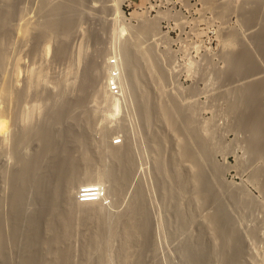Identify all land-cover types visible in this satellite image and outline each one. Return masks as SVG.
I'll use <instances>...</instances> for the list:
<instances>
[{"label":"bare ground","instance_id":"bare-ground-1","mask_svg":"<svg viewBox=\"0 0 264 264\" xmlns=\"http://www.w3.org/2000/svg\"><path fill=\"white\" fill-rule=\"evenodd\" d=\"M65 1L67 2V0H65ZM83 1H86V0H75V1L73 0V2L75 4L79 3V5L82 4ZM247 1H250V0L242 1L243 2L242 4H244L245 2L247 3ZM28 2H29V0H28ZM207 2L211 7L213 6L212 8H215V9L217 8V12L219 11L222 14H224V12H226V11L228 12V10L230 11V10L234 9L237 11V9H239V12L241 11L240 16H242V19H241L242 24H247V23L251 24L252 20L256 18L255 16L261 14V13H257L256 9L258 7L255 8L256 6L251 8V9H248L247 6H245V5H239V6L235 5L234 4L235 2H233L232 0L231 1L229 0L227 2H224V0L223 1L208 0ZM19 3H22V0H0V29L3 27L5 29H7L6 27H8V25L6 26V24L10 20H12L13 18L19 17V13H20L19 7H18ZM39 3H40V0H39ZM44 3H45V1H44ZM84 3H86V2H84ZM69 4H71V3H69ZM45 5H46V3H45ZM263 5H264V1H263ZM65 6L66 5H64V8H63V5L59 4V5L51 8V9H49V12L47 13L48 16H50V15L52 16L53 15L52 13H55L56 15L58 12L63 13L64 10H67L65 8ZM70 6L72 7L74 5H70ZM104 6H105V4H104ZM66 7H68V6H66ZM236 7H239V8L236 9ZM39 8H41V6ZM39 8H38V10H39ZM80 8H81V6H80ZM111 8H109V9H111ZM260 8L261 7H259L258 10H260ZM102 10H103V8H102ZM43 12H47V11H43ZM66 12H69V11L67 10ZM60 13H58V14H60ZM262 13H263V11H262ZM43 15H44V13H43ZM64 15H66V14H64ZM27 16H29V15H27ZM68 16H70V15H68ZM262 16H263V18L261 19V21L263 20V22H261L260 30L254 32L252 34L250 33L249 35H247L248 33L246 34L248 37V40L251 42L250 43L251 47L247 44V41L243 40V37H241L242 36V35H240L241 31L239 32L238 30H236L235 32H232L228 35V38H227L228 41H227V43L224 42L225 43L224 45L227 44L226 46H228L229 48H231V47L234 48L235 53L232 56H228V55L226 56L225 55L226 56L225 61L229 60L232 63V66L230 65L231 66L230 69L228 71L224 72V74H223V76L225 75V79L222 78V79L226 80L228 82V84L227 85L225 84L227 87H225V86L222 87V90L218 88L219 90H221L220 92H218L219 90L216 91V93L217 92L220 93V94H218V96L216 95L217 97H220V99H221V96L225 99L226 98L228 99V96L232 95V99L230 98L231 100H229L227 103V110L225 112V113H228L230 116V117L229 116L228 117L231 118L230 127L232 129L236 130V132L238 131L239 133H242L244 135V141L243 142L245 143L246 151H247L248 155L250 156V159L256 158V159H260V160L262 158H264V15H262ZM21 17H22V15H21ZM25 17L23 16V18H25ZM60 17H61V15H60ZM50 18L48 17V20L43 21L42 23L39 22L36 24L33 21H32L33 24H31L32 22L30 21L31 22L30 25L32 28L30 26L26 27L27 25L24 26L22 23L21 27L23 25V27H26L27 30L25 28L20 29L19 28L20 26H17L16 24L15 25L17 27L14 29L22 31V34H24L26 36V33L28 35H29V33H32L29 31L30 28H31V31L34 28L37 32L35 30H33L36 32V36L33 35V37H35L33 39H35L34 42L36 41L37 44L39 43V41H41L42 39H44L47 36H51V37L58 39L59 44H57V46H55L54 51H53V48H51L52 45L50 46V41L46 42L43 45L44 47L42 46L43 47L42 50H43V54H45V53L47 54L52 49V51L54 53L53 54L54 57L56 58V60L60 61V60L65 59V55L67 54L66 52L68 50L66 48H68V47H66V42H67V39L69 38V36L71 35L74 27L76 26V20L73 18L72 21L68 20V22H66L65 21V20H67L66 19L67 17H66L64 19L58 18L60 21L57 20L58 21L57 22V21H55L56 19L52 20ZM69 18L71 19V17H69ZM61 19L64 22H62ZM257 19H258V16H257ZM13 20H15V19H13ZM18 24H19V22H18ZM10 25H12V24H10ZM10 25H9V27H10ZM154 25L153 24L150 25V23L148 25H146V24L140 25V27L138 29H136L137 31H136L135 36L138 35V37H140V36L145 37L147 35L149 36L150 34L152 35L153 30H154ZM11 27H13V26H11ZM121 27L118 30L117 26H116L114 28L113 33H115L117 35L121 34L125 30L124 26L122 28ZM240 28H241V26H240ZM8 30H10V32H11V28H9ZM116 30H117V33H116ZM110 31L112 32V30H110ZM118 31H119V34H118ZM2 33H4V32H2ZM13 34H14V32H13ZM13 34H11V35H13ZM11 35H9V32L4 33L3 35L0 34V100H3V99L5 100V99H8L9 97L10 98L13 97L12 99H14L15 100L14 102H16L17 103L16 105H18L19 101L20 102L23 101V97L24 98L26 97V96L22 97V95H26V94H24L25 90L23 91V89H22L23 93L21 91V94H22L21 95L19 93L20 88L19 89L16 88V87H18L19 84L18 85L15 84L14 90H12V91L7 86V84H6V71H5L6 70L5 68H7V67H5L7 57H6V53H5L6 51L3 50V47H2V46H5L4 45L5 43L3 44V41L5 39L7 41V38L10 37ZM135 36H134V38H135ZM4 37H6V38L4 39ZM11 37H13V36H11ZM20 38H21V36H20ZM93 38H94L95 43L98 44V40H99L98 35H94ZM33 39L31 38V40H33ZM118 39H120V36ZM244 39H246V36ZM25 40H27V38ZM31 40H29V41H31ZM99 42H100V40H99ZM114 42L116 43L117 41H114ZM123 42L124 43H122V45H120L119 54L118 55L116 54V56H115L116 59H119V60H116L119 62V64L116 62L115 66H116V69L119 71L117 81H118L120 92H121V94L122 93L124 94L125 93L124 90L126 91V89H127V88L124 89L126 87V85H124V84L129 83L130 85L129 86L127 85V87L131 86L132 90L130 91V94L133 93V95H131V97L134 96L135 100L133 98L132 99H133V101L136 102L135 104H137V106H134V107L138 109L137 112L140 114L139 117L142 118V119L139 118L138 121L141 119V121L143 120V122H144L143 124L148 126L149 124L152 125L151 123H153V119L155 120L154 117H156V118L159 117L164 123V124H162V123L161 124L164 125V127H166V130H167V132H166L167 134L164 133V135H162V136L154 134L155 136L151 137L150 145L148 144L149 148L151 149L150 152L153 151L156 154V155H154L155 159L153 161V163H154L153 169L155 170L156 175H157L156 177H157L158 186H159L158 189H160V192H162L164 199H169L170 201L174 200L173 201L174 207H175L174 216L176 214L175 217H177L176 220L180 221L179 222V223H181L180 226H184L188 221L185 218L186 214L184 216V214L181 210V208H182L181 203L182 202L179 199L182 197L180 195H182L183 192L188 191L187 189L192 191L191 192L192 199H190V201H192V203L194 202L196 207L203 208V209L209 208V207L213 208V212L211 214L205 216V219L202 222L201 228H202V230L204 229V232H201V233L202 234L204 233V235H201V236L199 235L198 239L196 237L197 240L195 239L196 240L195 243H192L190 245V241H189V245L184 246V248L182 247L183 253L181 252V254L185 258L186 263L187 264H207V263L209 264L208 261L211 260L209 257L213 253V255L215 256V259L218 260V262H217L218 264H253L254 260L249 255L250 252L249 253L247 252L248 248L246 249V247H248V246L245 245L244 236L238 230L232 216L228 212V209L225 207V204L222 201L221 196H220L221 195L220 189H222V187H223V185L221 183V172H222V170H220L219 169L220 167L218 168V166L212 162V153L215 151V146H213V144H211V142H212L211 141L212 140L211 132L212 131L210 132L207 129V127L205 128L206 125L201 126V125H197L195 123V121H194L195 118L193 116L194 115L193 114L194 109L192 108V106H187V107L185 105L183 106L177 100V97L176 98L174 97V95L173 96L169 95L167 98V96L164 94L163 89L161 88V85H163L162 81L165 80V78H166V73H165V71H163V68L161 69V66L157 62L155 55H153L155 53H153V51H150V49L149 50L147 49V51L145 49L144 50L145 52H141V53H140L141 50H139L140 54L143 53V55L141 57L139 55V57H140L139 58V57H137L138 55H136L138 53L134 52L135 50H137L139 48L137 47V49H135L134 51H133L134 47L131 48L132 47L131 43H133V45H135L134 42L133 41L131 43H127L128 41L127 42L123 41ZM136 44H137V42H136ZM224 47H222V48H224ZM33 48H35V47H33ZM229 48H228V50H229ZM234 49H233V51H234ZM96 50H98V49H96ZM151 50H153V49L151 48ZM30 51H32V49ZM36 51H38V50H36ZM80 51H79V53H80ZM40 53H42V52H40ZM98 53L96 55L97 56L96 58L100 59L101 57H100V54H98ZM83 55H85V54H83ZM79 58H80V56H78L77 60H79ZM16 61H15L16 64H15V67L13 70V75H12V77L14 76V78H11V80L15 79V78L18 79V75L20 73L19 66H21V65L18 66V63L20 62V60L18 62H16ZM13 63H14V61H13ZM103 63H104V61H103ZM142 63L145 65V68H144L145 70L144 69L143 70L145 71V75L147 73V75L149 77L148 79L151 81V83H149V81H148V83L152 84L151 85L152 88H149V87L145 88V86H144L145 89L143 87H141L140 88L141 90L139 91L138 90L139 86L143 85V83L140 84V77H141L140 75H144V74L139 75L137 72L140 70L141 67L139 68V66H142ZM105 64L103 65V64L98 63L96 61L95 57H93L91 59L89 58V60L85 62L84 66H83L84 69L82 70L81 77L79 78V82H78L76 90H75L76 95L74 97L67 98V97H69L68 94H67V96L65 94H63L64 96H62V95H61V97L59 96L58 100H56L54 98L55 96H51V95H48L47 97H45V99L43 98V100H44V101L42 100L43 103L44 102H50V104L47 103V105H49L48 107H46L47 105L45 106L46 107L45 108L46 114L44 116L45 119L43 118L44 119L43 122L37 123V125H35V123H34V126H29V125H31V124H28L29 120H30L29 115L26 114V116H24V115L18 116L16 114L17 117H16V115H14L15 118H17V120L15 121L16 124H17V121L19 120V117L21 116L22 120H20V122H21L20 124H22V122H23L24 124L26 123L25 124L26 126L27 125L28 126L26 128H23L21 130V132H19V133L17 131V134L16 133H15L16 135L14 134L15 138L12 137L13 138L12 148L13 149H12L10 156H11V158L14 159V162H15L14 167L12 169L8 170V172L3 170V171H5L3 173L1 172V169H0V172L2 173V176H0V178L2 180H4L6 177L5 182L7 181V183H8V186L6 188H8L7 190H9V194H8L9 196L7 195L8 201H6V202H8L7 204L9 205L7 216L5 217L2 214L3 212L0 211V264H62V263H64V261H68L69 256H70V252L72 250L70 251L71 247L69 248L68 246H70V245L67 246L66 243L69 240L71 232L73 231L72 227H74V225L72 223V220H73L72 217L75 214H77L78 217L80 218L77 220L78 221L80 220V225L81 224H82V226L84 225L83 226L84 228H86L85 226H88V224H90V223H88V222H91L89 220H92V221L94 220V225L96 224V226H97V231H95V230L94 231L96 232V234L98 232L97 236H99V232H100V231H98L99 227H101V225H103V224H101V223H103L102 222L103 218H101L100 214L102 212H104L107 207H110L111 205H113L117 201V199H119L120 195H123V193L121 194V192L123 191L125 184H127L126 183L128 181L127 175L130 174L129 173L130 171L132 172V170L134 169V163H135L133 161L132 152H131L132 149L130 147V143L128 145V143H126L124 140L122 142H125V143H123L121 145H118L119 143L117 145H114L113 142L110 141V143H108L107 140H105V142L107 144L104 142L105 145L103 146V148L106 149V150L105 149L104 150L108 154L107 153H104V154H107L108 158L110 157L109 160H110L111 165L109 164V166H111V167L110 168L108 167L109 169H107V171L106 170L104 172L100 171L102 173H100V174L98 173L95 175L90 173L89 171H91V170L88 171V168H87V166L89 167L93 164L92 163L93 159L91 158L92 161L89 159L86 160V158L82 160L83 156L82 157L81 156L76 157L74 154L76 147L79 146L80 148L83 147L86 149L87 148L86 144L87 145H88V143L90 144V142L88 141V138H87L88 135H86L85 131L84 130L80 131L79 129H76L78 127H75L76 126L75 124L76 123L78 124L79 120L75 116V114L73 113V111L75 112L76 109L83 107V104H84L85 100L87 99V97H88L87 94L89 92L93 91L92 93L93 94L95 93L94 95L96 97L101 96V97H98V99L101 98V100H103V102H105V105L107 104V106H109L108 112L110 114V117H114V116L118 115L121 111V102H120L121 99H120V97H118V95L117 96H111L106 89V85H107L106 82L107 81L105 82V80L106 79L107 80H113V77L111 78V73L107 74V76H105V77L103 76V75H105L102 72L104 67H105ZM108 66H109V64H108ZM110 67H112V66H110ZM138 68H139V70H137ZM37 69L32 68V71H36V73L35 72L33 73L30 70L31 73H30V76L28 75V84H27V81H25L26 84H24V85L26 88L28 85L29 90H31V89L37 90V87L40 88V82L39 81H41V79H42V81H44L43 76H41V74L43 75L44 72H42L41 69H38L39 71L37 72ZM142 73H143V71H142ZM17 79L15 80L16 82L14 80L13 81L15 83L19 82V81H17ZM76 79H78V78H76ZM26 80H27V77H26ZM226 81H225V83H226ZM72 84H74V83H72ZM228 86H229V88H228ZM30 87H31V89H30ZM33 87H35V88H33ZM49 88H51V87H49ZM220 88H221V86H220ZM223 88L224 89L227 88V89L223 91ZM15 90H16V92H15ZM29 90H27L26 92H28ZM211 94H213V93H211ZM58 95H59V93H58ZM71 96H73V95H71ZM90 98H91V96H90ZM14 102L12 103L13 105H15ZM20 105H21V103H20ZM16 107L18 108V106H16ZM39 107H41V106H39ZM83 109H84V107H83ZM1 112H0V114H1ZM137 116H138V114H137ZM15 118H14V120H15ZM41 119H42V117H41ZM15 122H13V124H15ZM86 123L84 125L87 126ZM139 123L141 124L142 122H138V124ZM143 124H141V125H143ZM17 125H19V124H17ZM202 125H204V124H202ZM4 127H6V126H4ZM9 127H11V126H9ZM21 127H23V126H21ZM149 127H151V126H149ZM6 129H8V128H6ZM149 130H148V132H149ZM122 132L123 131H121V133ZM125 133H126V131H125ZM121 137H122V135H121ZM123 137L125 138V136H123ZM124 138H122V139H124ZM104 139H106V138H104ZM172 139L174 142L172 141ZM31 142H32V144L34 142L35 147H33L34 148L33 153L28 155L26 153V149L30 146L29 144H31ZM170 142L174 143V145L176 146V149L175 150L171 149V150H174L173 154L169 156L170 161L168 160L169 166H171V168H170L171 171L167 172V168L169 166H168V163H167V165L165 164V159H164V157H161V155H162L161 152H162V148L164 146L166 147V145L169 146ZM106 145H107V147H105ZM175 146L173 148H175ZM31 148H32V146L30 147V149ZM81 150H82V148H81ZM90 150L92 151V149H90ZM82 151H84V149ZM27 152H29V151H27ZM85 152H86V150H85ZM85 152H84V154H87ZM171 153H172V151H171ZM166 157H168L167 154H166ZM151 159H153V158H151ZM257 161L258 160H256V163H257ZM83 162H85V168H87V169H85L84 167L81 166ZM88 162L91 165L90 164L88 165ZM105 164H107V163H105ZM165 165L168 167L166 168ZM81 168H84L85 170L82 169L83 170L82 171ZM94 172H96V171H94ZM256 172L259 173V171H256ZM258 173H255V174L258 175ZM259 175H260V177L261 176L263 177V182L261 184V186H262L261 188L263 189L262 191L264 192V169L261 170V173ZM130 176H128V177H130ZM256 177L257 176H255V178ZM81 191H88V193L85 194L86 196L96 195V197H93V198L87 197L86 200H89V201L79 202L77 200L76 196ZM191 194H189V195H191ZM183 195H185V194H183ZM132 196H133L131 198L132 201L129 199V201H131V204L128 208V211L126 210L127 212H125V214H124V216H125L124 220L122 219V216H121L122 220L120 219L121 222L118 220V223L120 222V224L117 225L120 227V228L118 227L119 230L117 229L118 232L120 233V235H118V236H120L122 238V239L120 238L122 241V246L120 248V251L118 252V253H120V261H121V262H118L119 264H145V261L143 263V259L145 258V257L143 258V254L149 248V246H151V242L154 240V238L152 240V235H153L152 234V231H153L152 228H155V227L151 226L152 221H151V217H150V214H149L148 208H147L148 204L146 205L144 193L141 190V188L139 187L135 190V192ZM229 197L231 198V200H233V202L237 206L241 205V201L239 200V197H240L239 193H237V192L236 193H230ZM95 198H96V201H91L92 199H95ZM1 200H2V198L0 196V202H1ZM246 204H247V202H246ZM250 205L251 204H249L248 206H250ZM0 206H3L2 203H0ZM241 206L243 207V205H241ZM103 215H105V214H103ZM169 215H170V213H169ZM87 220H88V222H87ZM75 221H74V223H75ZM5 222L6 223L8 222L7 225H10L9 226V229H10L9 236H7L5 234V231H4V227H5L4 223ZM92 224H93V222H92ZM103 226H105V225H103ZM75 227H76V225H75ZM89 227H91V225ZM87 229H88V227H87ZM94 229H95V227H94ZM90 230L91 229L88 230L89 232L86 231V234L88 233L89 235L88 234L85 235L89 238V239H87V240H89L88 243L93 242V240H95L94 242H96L97 237L94 234V231H92V230L90 231ZM109 230H110V228H109ZM103 231H105V230H103ZM205 233L209 234L208 239H210V242L209 241L208 242H209V244L212 245L211 255H210V252L208 250L210 248H208V249L205 248V245H206L204 243L205 240L202 237V236L205 237L207 235V234L205 235ZM257 233H256V231L253 230V231H250L248 234V236L251 237V239H254V240L250 239L254 243H255V240L257 241V239H258V238H256ZM114 235H117L116 232ZM102 236L103 235H101V238H102ZM257 237H259V236H257ZM72 239H73V237H72ZM205 239H207V238H205ZM84 240H86V239H84ZM8 241H10L9 243H11V246L13 245L14 249L16 248V250H15L16 256H17L16 261H13L9 258V251L7 248ZM86 241H85V243H86ZM185 243H186V241H185ZM83 245H85V244H83ZM250 245L251 244H249V246ZM85 248H88V247L85 246ZM84 250H86V249H84ZM95 250H97V249H95ZM177 251H179V250H177ZM261 251H262L261 253H260V251H258L260 253V257H261V263L260 264H264V248L261 249ZM13 252H14V250H13ZM151 252H153V249ZM51 254L53 255V258L51 256V259H50ZM95 254H97V253H95ZM147 254H149V253H147ZM88 255H85V256H88ZM178 255H179V253H178ZM213 255H212V257H213ZM95 257H97V256H95ZM104 258L105 257L102 258V255H99L98 258H94V259L90 260V256H89V258L86 257V260L88 262H89V260H90V262L94 261L93 263H90V264H109L107 261H105L106 259L104 260ZM149 259H150V257H149ZM146 260H147V258H146ZM252 260H253V262H252ZM83 261H84V259H83ZM186 263H184V264H186Z\"/></svg>","mask_w":264,"mask_h":264},{"label":"rangeland","instance_id":"rangeland-1","mask_svg":"<svg viewBox=\"0 0 264 264\" xmlns=\"http://www.w3.org/2000/svg\"><path fill=\"white\" fill-rule=\"evenodd\" d=\"M62 1L63 0H40V3H39V0H29L30 2L29 3L28 0L26 1L22 0V3H19V6H18L19 12L21 13V14L19 13L20 18L19 17L13 18L15 20L12 19L6 24V26L8 25V27H6L7 29H5L4 27L0 29L1 35H3L6 32H9V35H11L14 32V34L11 35L13 37L11 36L8 37L7 41L5 39L6 37H4L5 40L3 41V44L5 43L4 44L5 46H2L3 50L6 51L4 52L6 53V57H7L6 64H5V67H7L5 68L6 69L5 70L6 71V84L9 87V89H11V91L14 90L15 84L17 85L19 84L18 87H16L18 89L20 88L19 93L21 94V91L23 89V91L25 90L24 94H26V95L21 94L22 97L23 96H26V97L25 98L23 97V101L21 102L19 101L18 105H16L17 103L14 102L15 101L14 99H12L13 97L11 98L9 97L8 99H5V100L4 99L0 100L1 102L0 112L2 111L0 114V123H1L0 124V143H1L0 144V169H1V172L2 173L5 171L8 172V170L14 167L15 165L14 159L11 158L10 156L12 149H13L12 140L13 138H15L17 131L19 133L21 132L23 128H26L28 126V125L26 126L25 125L26 123L24 124L23 122L22 124H20L21 123L20 120H22L21 116L19 117V120H18L19 122L17 121V124L19 125H17L15 122L17 118H15L14 115L16 114L18 116L19 115L26 116V114L29 115L30 120L28 124H31L29 126H34V123L35 125H37V123L43 122V120L45 119L44 116L46 114L45 108L49 106L47 105V103L50 104V102L43 103L44 101L43 98L45 99V97H47L48 95H51V96H55L54 98L58 100L59 96L60 97L61 95L64 96L63 94H65L66 96L68 94L69 97L67 98L74 97L76 95L75 90L79 82V78L81 77L82 70L84 69L83 66L85 62L89 60V58L91 59L95 57L96 61L103 65L106 63L105 67L103 66L104 69L102 71L103 74H105L103 75L105 77L107 76V74H110V70H111V67L109 64L110 59L111 58L116 59L115 56L116 54L117 55L119 54L120 45L124 43L123 41L125 42L128 41L127 43H131L133 41L135 44L133 45V43H131L132 44L131 48L134 47L133 51L137 49V47L139 48L137 49L138 51L137 50L134 51L138 53L136 54L138 55L137 57H139V55L141 57L143 53L142 54L140 53L145 52L144 51L145 49L146 51L147 49L148 50L150 49V51H153V53H155L153 55H155L157 62L161 66V69L163 68V71H165L166 73V78L165 80L162 81L163 85H161V88L163 89V92L167 96V98L169 95H172V96L174 95V97L175 98L177 97V100L183 106L184 105L186 107L192 106V108L194 109L193 116L195 118L194 119L195 123L201 126L206 125L205 128L207 127V129L210 132L212 131L211 141L213 143L211 142V144L215 146V151L212 153V162L216 164L218 168L220 167L219 168L220 170H222L221 183L223 187L222 189H220L221 199L224 202L225 207L228 209V212L232 216L238 230L244 236L245 245L248 246L246 247V249L248 248L247 252L248 253L250 252L249 255L254 260V262L252 260L253 264H258V263L260 264L261 263L260 253L263 251V250L261 251V249L264 248V192L262 191L263 189L261 188L263 177L262 176L260 177L259 174L261 173V170L264 169V158H262L261 160L256 159V158L250 159V156L248 155L246 151L245 143L243 142L244 135L242 133H239L238 131L236 132V130L230 127L231 118H229L230 117L229 114L225 112L227 110V103L229 100L232 99V95L231 96L229 95L230 97L228 96V99L227 98L225 99L222 96L220 99V97H217V96L218 94H220L218 92L222 90V87L224 86L227 87L226 85L228 84V82L224 80L225 75L223 76V74L224 72L230 69V67L232 66V63L229 60L225 61L226 56L227 55L232 56L235 53L234 48L232 47L229 48L228 46H226L227 44L224 45L228 41L227 39L228 35L232 32H235L236 30H238L239 32L241 31L240 32L241 33L240 35H242L241 37H243V40H246L247 44L251 47V44H250L251 42L248 40L247 35L260 30L261 22H263V20L261 21V19L263 18L262 15H264L263 14L264 13V10H263L264 0H259V1L250 0V1H247L248 4L246 2L242 4L243 3L242 1L232 0L233 2H235L234 3L235 5H238V6L245 5L247 6L248 9H251L255 6H256L255 8L258 7L256 11L257 13H261L262 15L261 14L256 15L255 16L256 18L252 20L251 24L249 23L242 24V21H241L242 16H240L241 11L239 12V9H237L239 7H236L237 11L232 9L222 14L219 11H218L219 13L217 12V8L216 9L212 8L213 6L211 7L208 4L207 2L208 0H86V1H83L82 3L83 5L82 4L79 5V3L75 4L73 0L72 1L67 0V2L65 0L63 2ZM220 1H223V0H220ZM227 1L229 0H226V1L224 0V2H227ZM59 4H62L63 8H64V5L68 6V7L65 6V8L69 12H66L67 10H64L63 13L58 12L60 14L57 13V15L55 13H52L53 14L52 16L51 15L48 16L47 13L49 12V9ZM70 5H74L72 6L73 8ZM40 6L42 9L39 8ZM37 7L39 8V10ZM259 7H261L260 10H258ZM43 11H47V12H43ZM67 14L70 16H68ZM27 15L29 16L31 15V16L29 17ZM23 16L24 17L26 16V17L23 18ZM47 16L49 18L51 17L50 19L52 20L56 19L55 21L59 20L60 18L64 19L66 17H67L66 18L67 20H65L66 22H68V20L72 21L73 18L76 20V26L74 27L71 35L69 36L66 42V47H68L66 49L70 51L69 52L67 51L66 52L67 54L65 55V59L60 60V61L56 60V58L53 55L55 46L59 44L58 39L51 37V36H47L44 39H42L43 41L42 40L39 41L41 45L39 43L37 44L36 41L34 42L35 39H33L35 38L33 37V35L36 36L37 31L34 28L33 30H35L36 32L33 30L31 31L32 27L30 23L32 21L35 22V24L39 22L42 23L43 21L48 20ZM257 16H258V19H257ZM69 17H71V19ZM33 22L31 24H33ZM62 22L64 21L62 20ZM22 23L24 26L27 25L26 27L30 26L31 28L29 27L30 30L29 29L28 30L32 33H29L27 31L29 35L26 33V36H25L24 34H22V31L14 29L17 26H20L19 27L20 29L21 28L26 29V27H23V25L21 27ZM149 23L150 25L155 24L152 35L150 34L149 36L147 35L145 37L144 36L138 37V35L135 36L136 31H137L136 29H138L140 25L142 24L148 25ZM239 25L241 26V28ZM112 26L113 27L117 26L118 30L120 29L121 26L122 27L124 26L125 30L121 34H119V31H118L119 35H117L113 33L115 27L113 28ZM9 28H11V32L13 31L12 33L10 32V30H8ZM110 30H112V32ZM116 33H117V30H116ZM93 34L98 35V39L100 40V42L98 40V44L95 43ZM119 36H120V39H118ZM245 36H246V39H244ZM26 38L27 40H25ZM31 38L33 40H31ZM48 41H50V46L52 45L51 48H53V51L50 48L51 50L47 54L45 52H44L45 54H43V50H42V48L44 47L43 45ZM114 41H117V42L115 43ZM36 45L37 46L39 45V46L37 47ZM151 48L153 50H151ZM31 49L33 52L30 51ZM139 50H141L140 53H139ZM79 51L81 54L79 53ZM97 53L100 54V57H101L100 59L96 58ZM78 56H80L79 60H77ZM19 60L20 62L18 63V66L19 65L21 66H19L20 73L18 75V79L15 78L11 80V78H14V76L12 77V75H13V70L16 64L15 61L18 62ZM116 60H119V59H116ZM116 62L119 64L118 61ZM143 65L144 64L142 63V66H139V68L141 67L140 70L139 68L137 69L139 70L137 72L139 75L144 74V75H140L141 77L139 76L140 84L143 83V85L139 86V89H138L139 91L141 90L140 88L141 87L144 88V86L145 88L147 87L152 88L151 87L152 84H149L151 83V81L148 79L149 77L147 73L145 75V71H144L145 65L144 66ZM32 68L41 69L42 72H44L45 74V75L44 74L42 75L40 73L41 71L39 72L41 76H43L44 81H42V79L41 81H39L40 88L37 87V90L36 89L32 90L31 87H30L31 90H29L28 85H27V88L24 85L26 84L25 81H27V84H28V75L30 76ZM38 69H37V72L39 71ZM32 72L36 73V71H32ZM26 77H27V80H26ZM16 79L19 82L15 83ZM108 81L110 82V80H107V79L105 80L106 83H108ZM124 85H126L124 89L127 88L126 91L124 90L125 93L121 94L120 92L119 93L120 95H118V97H120L121 99L120 101L121 111L118 115L114 117H110V114L108 112L109 106H107V104L105 105V102H103L101 98L98 99V97H101V96L96 97L94 95L95 93L94 94L92 93L93 91L87 94L88 97L86 96L87 99L85 100L83 104L84 109L83 107L78 108L76 109L77 112L75 111L76 113L73 111V113L79 120L78 124L77 123L75 124L76 125L75 127H78L76 129H79L80 131L84 130L86 135L89 136V137L87 136V138H88V141L90 142V144L89 143L88 145L86 144L87 146L86 149L81 147L82 150L84 149V151H82L79 146L76 147L74 154L76 157L83 156L82 160L85 158L86 160L87 159L91 160V158L93 159V161L91 160L93 164L91 165L89 161L88 165L90 164L91 166L89 167L87 166L88 171L91 170L89 171L90 173L94 175L98 173L100 174L104 172L105 170L107 171V169L111 167L109 166L110 157L109 158L107 157L108 153L105 151L106 149L103 148V146L106 143L105 140H107V142L110 143V141L113 142V140L119 139L120 142L118 145H121L125 142L128 143V145L130 143V147L132 149L131 150L132 157L135 163H134V169L132 170L133 173L130 171L129 172L130 174L128 173L129 175H127L128 181L126 182L127 184H125V187L123 188V191L121 192V194L123 193V195L119 196L120 200L117 199V201L113 205H111L110 207H107L105 210L106 212L105 211L102 212L105 215H103L102 213L100 214L101 218H103L102 219L103 223L101 224L105 226L101 225V227H99V230H98L100 231L99 236H97L98 232L97 234L95 232L97 231V226L96 224L94 225V220L93 221L89 220L91 222H88L87 220V222L90 224H88V226H85L86 228H84L83 227L84 225L83 226L82 224L80 225V220L79 221L77 220V219H80L77 214H75L72 217L73 220L74 221L76 220V221L74 223V221L72 220V223L74 225V227H72L73 231L71 232L72 236L70 235L69 240L66 243L67 246L70 245L68 247L69 248L71 247L70 251L71 250L72 251L70 252L69 260L64 261V263L62 264H65V263L66 264H86L88 262L86 260V257L89 258L90 256V260H91L94 258H98L99 255H102V258L105 257L104 260L106 259L105 261H107L109 264H119L118 262H121V261H120V253L118 252L120 251V248L122 246V241H121L122 238L118 236L120 235V233L118 232L119 226L117 225H119L121 222L120 221L121 216H122V219L124 220V217H125L124 214L125 212L128 211V208L131 204V201H132L131 198L133 197L132 195L134 194L135 190L139 187L144 193L146 205L148 204L147 208H148V212L150 214L151 221H152L151 226L155 227V228H152L153 230L152 240L154 238L155 241L153 240L151 242L152 247L149 246L150 249L148 248L143 254V258L145 257L144 258L145 260L143 259V263L145 261V264H184L186 263L185 258L181 254V252L183 253L182 249L184 248V246L189 245V241L191 245L192 243H195L199 235L200 236L204 235V233L203 234L201 233V232H204V229L202 230L201 228L202 222L204 221L205 216L213 212L212 207L205 208V209L196 207L195 203L194 202L192 203V201H190V199H192V194H191L192 191L187 189L188 191L183 192L182 195H180L182 197L179 199L182 202L181 210L184 216L186 214L187 217L185 216V218L189 222L187 221V223L184 226H180L181 223H179L180 222L179 220H176L177 219V217H175L176 214L174 216V213H175L174 212L175 207H174V202H173L174 200L170 201L169 199H164L162 192H160V189H158L159 186H158V180L156 177L157 175H156L155 170L153 169L154 168L153 161L155 159L154 155L156 154L153 151L150 152L151 149L149 148L151 137L155 135L162 136L164 135V133L167 134L166 127L162 125L164 123L159 117L157 118L154 117L155 120L153 119V123H151L152 125L150 124L148 126L144 125L143 120L141 121L142 118L139 117L140 114L137 112L138 109L134 107V106H137V104H135L136 102L133 101L134 96L131 97V95H133L132 93L133 91L131 92L132 94H130V91L132 90L131 86L127 87V85L128 86L130 85L129 83L128 84L126 83ZM25 88L29 91L26 92L27 90ZM218 88L221 90H219ZM226 89L223 88V91ZM216 91L218 92L216 93ZM214 95L215 96L217 95V96L215 97ZM90 96L92 99L90 98ZM13 102L15 103V105L12 104ZM16 106H18V108ZM139 118L141 119L138 121ZM13 122H15L16 125L13 124ZM138 122H142L141 124L143 125H141L140 123L138 124ZM85 123L87 124V126L84 125ZM121 131L123 132L121 133ZM123 136H125V138ZM124 140L125 142H122ZM171 143L172 142H170L169 146L168 145H166V147L164 146L161 152L163 155V156L161 155V157H164L165 164L167 165L168 163V166H169V161H170L169 156L172 155L173 151L176 149V146L174 145V143L172 144ZM29 145L30 146L26 149V153L28 155L33 153L34 151L33 147H35L34 142L33 144L31 142V144ZM114 145H117V144H114ZM31 146L32 148L30 149ZM174 146L175 148H173ZM105 147H107V145ZM90 149H92V151ZM171 149H174V150H171ZM84 152L87 154H84ZM104 153H107V154H104ZM166 154L168 157H166ZM256 160H258L257 161L258 164L256 163ZM81 166L85 168V162H83ZM168 166H166V168ZM84 168H81V170ZM170 168L171 166L167 168V172L171 171ZM256 171H259V173ZM1 172H0V176H2ZM255 173H258L259 176ZM128 176H130L131 178ZM255 176H257L258 178L257 177L255 178ZM5 179L2 180L0 178V189H1L0 196L2 198L0 203H2L3 205V206H0L1 207L0 211L3 212L2 214L6 217L8 214V206H9L7 204L8 202H6L8 201L9 190H7L8 188H6L8 186V183L7 181L5 182ZM236 192L239 193L240 195L239 200L241 201V205H243V207L241 205L237 206L233 202V200H231V198L229 197L230 193H236ZM129 199L131 201H129ZM248 203L251 205L248 206L249 205ZM118 220L120 221L119 223H118ZM7 224L8 222L4 223V226H5L4 231H5V234L9 236L10 234L9 226L10 225H7ZM90 225L91 227H89ZM89 229H91L92 231L95 230L94 234L98 238V239L96 238V242H94L95 240H93V242L88 243L89 240L87 239L89 238L85 235L88 234V233L86 234V231H88ZM253 230L256 231V233L258 232L257 236H259V237L256 236V238H258L259 240L258 239L257 241L255 240V243L251 241L254 239H251V237L248 236L249 232ZM115 232L117 235H114ZM101 235H103L102 238H101ZM205 235H206L205 237L202 236L205 240L204 241V243L206 244L205 248L206 249L210 248L208 250L211 255L212 245L209 244L210 242V239H208L209 234L205 233ZM84 239H86L87 241ZM97 240L101 242L99 243ZM185 241L186 243L187 242L188 243L186 244ZM9 242L10 241H8V244H7V248L9 251V258L13 261H16L17 260V256L15 252L16 248L14 249L13 245L11 246V243ZM249 244L251 245L249 246ZM85 246L88 248H85ZM84 249H86L88 252ZM152 249L154 253L151 252ZM258 251H260V253ZM85 255H88V256H85ZM212 255L209 257L211 259L208 261L209 264H218L217 263L218 260L215 259L214 255L212 257ZM51 256L53 258V255L51 254L50 259H51ZM90 260L87 264L94 262L93 260H92L93 262H90Z\"/></svg>","mask_w":264,"mask_h":264},{"label":"built area","instance_id":"built-area-1","mask_svg":"<svg viewBox=\"0 0 264 264\" xmlns=\"http://www.w3.org/2000/svg\"><path fill=\"white\" fill-rule=\"evenodd\" d=\"M236 1H246V0H236ZM111 67L110 73H111V78L113 77V80H110V82L107 83L106 87H107V91L111 96H117L120 95V89H119V85H118V74L119 71L116 69V59L115 58H111L110 62H109ZM120 142L119 139H115L113 140L114 144H118ZM92 192V191H91ZM88 193V191H81L76 197L77 200L79 202H86L89 200H86L87 197L93 198L96 197V195H90V196H86L85 194ZM91 201H96L95 199H92Z\"/></svg>","mask_w":264,"mask_h":264}]
</instances>
